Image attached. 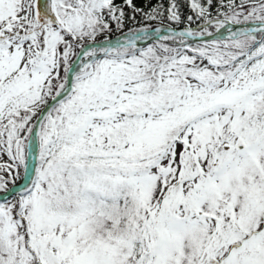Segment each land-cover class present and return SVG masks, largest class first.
I'll list each match as a JSON object with an SVG mask.
<instances>
[{
  "label": "snow or ice",
  "instance_id": "1",
  "mask_svg": "<svg viewBox=\"0 0 264 264\" xmlns=\"http://www.w3.org/2000/svg\"><path fill=\"white\" fill-rule=\"evenodd\" d=\"M0 264H264V0H0Z\"/></svg>",
  "mask_w": 264,
  "mask_h": 264
}]
</instances>
